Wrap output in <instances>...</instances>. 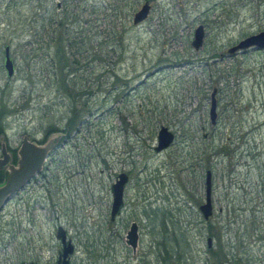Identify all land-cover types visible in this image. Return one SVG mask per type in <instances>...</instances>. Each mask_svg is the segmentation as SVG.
Segmentation results:
<instances>
[{"label":"rangeland","instance_id":"obj_1","mask_svg":"<svg viewBox=\"0 0 264 264\" xmlns=\"http://www.w3.org/2000/svg\"><path fill=\"white\" fill-rule=\"evenodd\" d=\"M145 3L149 13L134 25ZM55 4L60 17H71L64 25L68 41L59 26V64L34 22ZM200 24L205 36L196 51L190 43ZM261 31L264 0H0V130L17 150L23 135L42 144L68 133L10 206L9 224L0 231V264H57L58 224L74 244L70 264H135L141 257L180 264L152 255L158 218L147 217L144 208L178 213L184 203L189 264H205L209 230L198 205L209 168L199 165L206 158L195 159L201 142L221 143L231 129L254 137L264 152V50L227 53ZM5 45L15 64L11 77L2 65ZM212 92L214 125L208 115ZM160 125L176 137L156 153ZM240 171H248L250 181L248 168ZM120 172L129 177L124 207L110 221V184ZM219 172L212 173V222L234 192ZM133 221L135 251L125 243ZM212 247L218 248L214 239Z\"/></svg>","mask_w":264,"mask_h":264},{"label":"trees","instance_id":"obj_2","mask_svg":"<svg viewBox=\"0 0 264 264\" xmlns=\"http://www.w3.org/2000/svg\"><path fill=\"white\" fill-rule=\"evenodd\" d=\"M66 13L60 17L59 7L56 4L49 5L40 11L34 21L35 26L39 28L35 34L38 36L41 32L47 37V42L52 43L53 51L50 59L55 64H59L62 54L60 44L63 38L59 37V26L67 37L65 41L69 40V32L66 31L68 28L64 25L68 23L65 20L71 17ZM76 20L79 22L78 19ZM48 46L50 47L49 44ZM239 133L238 130L231 129L221 143L205 141L202 138L205 141L201 142L203 150L197 152L196 159L192 157L198 162L206 158L204 167L199 164L201 169L206 167L213 173L217 172L219 167V175L227 178L231 189L234 190L229 201L215 214L216 220L212 222L210 218L206 221L209 237L216 241L218 248H208L209 255L204 261L205 264H264V152H261L263 147L261 150L258 149L254 137H244ZM227 137H230L228 142ZM240 165L248 168L250 181H246L248 171L243 175ZM184 208L185 203L177 206L178 213H174L171 208H158L152 211L150 209L151 212L148 213L144 208L147 217L153 219L152 215H154L158 218V239L155 240L152 255L159 261L168 263L169 260H174L180 264H189L190 220L182 219L188 216L187 208ZM122 226L123 224L120 228ZM252 244L258 245L257 252L254 251ZM135 264H150V262L141 257Z\"/></svg>","mask_w":264,"mask_h":264},{"label":"water","instance_id":"obj_3","mask_svg":"<svg viewBox=\"0 0 264 264\" xmlns=\"http://www.w3.org/2000/svg\"><path fill=\"white\" fill-rule=\"evenodd\" d=\"M59 6V5H58ZM150 6L145 3L139 11H137L132 19V23L138 24L143 21L148 13ZM205 36L203 25H198L193 33L191 46L194 50H199ZM248 50H264V31L250 35L227 50L228 54L234 52L243 53ZM4 68L8 77L14 73L13 62L9 56L8 46L4 52ZM223 57V54H221ZM215 90V89H214ZM215 92V91H214ZM212 92L208 115L210 124L214 125L217 122V103ZM61 133L54 134L42 144L28 139L27 135H23L21 144L17 150L16 164L9 166L6 171V177L3 184L0 185V209L3 207L5 200L16 194L24 188L36 175L40 174L44 168V163L49 159L50 154L59 147L58 140ZM175 133L167 126L160 125L156 134V145L153 150L159 153L169 148L175 141ZM129 181V177L125 172H120L115 177V180L110 185L111 204L109 209V219L114 221L121 212L124 204V190ZM204 221H208L213 215L214 208L212 202V171L207 169L204 171V201L198 205ZM218 211H221L219 208ZM56 239L60 242L61 249L57 253V264H70V257L74 252V244L72 239L67 235L66 230L59 225L56 228ZM138 225L136 222H131L129 229L125 235V243L135 251L138 243ZM206 247H212V238L206 237ZM20 264H38L35 261L21 262Z\"/></svg>","mask_w":264,"mask_h":264},{"label":"flooded vegetation","instance_id":"obj_4","mask_svg":"<svg viewBox=\"0 0 264 264\" xmlns=\"http://www.w3.org/2000/svg\"><path fill=\"white\" fill-rule=\"evenodd\" d=\"M9 45H5L3 48V69L4 68V52H5V48ZM9 56L13 62V66H14V71H15V64L14 61L10 55V49H9ZM6 72V71H5ZM204 135V134H203ZM205 136V135H204ZM68 137V133H64L60 138L59 141H66ZM21 144V142H20ZM20 146V145H19ZM16 151L17 148L15 145H12L8 138L6 137L5 131L4 130H0V185L4 183L5 181V177H6V171L8 169L9 166L11 165H15L16 164ZM54 152V151H53ZM53 153L50 154V157ZM49 157V159H50ZM43 171V170H42ZM42 173V172H41ZM40 173V174H41ZM126 173V172H125ZM127 174V173H126ZM39 175V174H38ZM128 175V174H127ZM37 176V175H36ZM36 176L34 178H36ZM117 176V174L114 176L113 181L115 180V177ZM34 178L24 186L27 187L28 185H30L33 181ZM129 182V181H128ZM112 183V182H111ZM111 185V184H110ZM127 185V184H126ZM126 187V186H125ZM23 188V189H24ZM18 194V192L12 196H10L9 198H7V200H5L3 207L0 209V231L1 229L6 228L7 224H9V217L12 216V213H10V206L14 203L16 195ZM111 195V194H110ZM124 207V204H123ZM123 207L121 209V211L123 210ZM121 213V212H120ZM120 215V214H119ZM118 215V216H119ZM11 222L13 223V219L11 220ZM59 226V224L57 225V227ZM68 235V234H67ZM60 249H61V245H60ZM59 249V251H60ZM25 262V261H24Z\"/></svg>","mask_w":264,"mask_h":264}]
</instances>
